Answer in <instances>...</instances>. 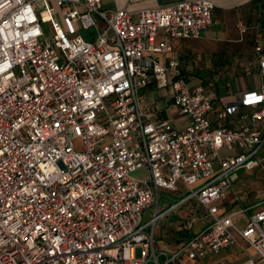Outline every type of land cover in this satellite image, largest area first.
<instances>
[{
	"label": "built area",
	"instance_id": "built-area-1",
	"mask_svg": "<svg viewBox=\"0 0 264 264\" xmlns=\"http://www.w3.org/2000/svg\"><path fill=\"white\" fill-rule=\"evenodd\" d=\"M213 10L208 0L136 14L103 0H0V264H202L240 241L256 255L218 264H264V207L234 191L241 172L264 167V83L213 122L216 97L179 72L181 42L201 38ZM255 52L264 80V37ZM151 86L169 90L184 130L143 109ZM143 169L150 179L133 176ZM179 183L191 194L161 211V191ZM190 201L182 245L155 248L159 221Z\"/></svg>",
	"mask_w": 264,
	"mask_h": 264
},
{
	"label": "crops",
	"instance_id": "crops-1",
	"mask_svg": "<svg viewBox=\"0 0 264 264\" xmlns=\"http://www.w3.org/2000/svg\"><path fill=\"white\" fill-rule=\"evenodd\" d=\"M184 1L188 0H103V5L111 11L127 8L129 12L136 14L146 9L168 8ZM208 1L214 5L213 24L204 31L201 38L183 40L177 55L180 76L190 86H205L216 97L215 111L210 114V119L215 122L224 103L246 92L258 90L264 83L258 70L259 59L255 52L257 40L264 37V0ZM240 23L246 27L244 34L238 29ZM169 58V54L159 56V60L164 63ZM140 103L155 121L169 122L179 130H184L189 124L188 117L180 114L167 89L149 87L141 95ZM239 121L235 117L226 124L236 127ZM234 191L243 195L235 188ZM232 196L234 194L230 193L222 203L221 211L224 212L233 205ZM245 204L253 208L256 206L254 202ZM167 218L168 216L162 220ZM238 220L245 221L244 218ZM179 222L167 221L169 226L175 227L176 239L171 250H159L175 252L182 245L184 234L178 229ZM234 247L247 251L249 249L244 241ZM234 247L226 252L231 254ZM248 255L251 254L248 252Z\"/></svg>",
	"mask_w": 264,
	"mask_h": 264
},
{
	"label": "rangeland",
	"instance_id": "rangeland-1",
	"mask_svg": "<svg viewBox=\"0 0 264 264\" xmlns=\"http://www.w3.org/2000/svg\"><path fill=\"white\" fill-rule=\"evenodd\" d=\"M43 30L47 39H52L53 37V28L51 24L46 23L43 24ZM77 146L80 145V141L76 140ZM232 153V152H231ZM228 152L223 151L222 156H227ZM134 177L150 179V173L147 169H143L133 173ZM241 179L235 184V190L241 191L243 195H240L243 203L251 202L256 205L254 206V210L260 209L264 207V167L262 170L255 173H244L241 172ZM180 191L177 193L161 191L160 193V209L161 211H165L172 204H178L184 197L189 196L191 193L182 185V183L178 184ZM193 189H197L198 185L192 187ZM235 197V196H232ZM194 208H196V204L192 201L188 202L184 206L182 205L173 213L168 215L166 220H160L156 230H155V248L169 251L173 248L174 242L176 239L175 227L169 226L167 221H171L172 223H177L182 219H186L188 216L192 215L194 212ZM152 215H149L147 220L150 219ZM202 225V222L197 223V228ZM176 226V225H175ZM249 254L255 256L256 252L249 248L247 250H242L237 247L233 248L232 253L224 252L221 256H211L202 261V264H218L220 262L223 263H239L248 258ZM226 255V256H225Z\"/></svg>",
	"mask_w": 264,
	"mask_h": 264
}]
</instances>
